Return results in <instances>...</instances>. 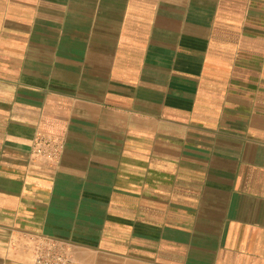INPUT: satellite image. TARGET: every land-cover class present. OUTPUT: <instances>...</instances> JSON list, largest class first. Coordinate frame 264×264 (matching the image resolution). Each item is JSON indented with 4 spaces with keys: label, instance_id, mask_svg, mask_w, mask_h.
<instances>
[{
    "label": "crops",
    "instance_id": "crops-1",
    "mask_svg": "<svg viewBox=\"0 0 264 264\" xmlns=\"http://www.w3.org/2000/svg\"><path fill=\"white\" fill-rule=\"evenodd\" d=\"M50 247L264 264V0H0V264Z\"/></svg>",
    "mask_w": 264,
    "mask_h": 264
},
{
    "label": "built area",
    "instance_id": "built-area-1",
    "mask_svg": "<svg viewBox=\"0 0 264 264\" xmlns=\"http://www.w3.org/2000/svg\"><path fill=\"white\" fill-rule=\"evenodd\" d=\"M62 150L61 139L50 133L37 131L31 144V154L48 164H54L59 159ZM33 264H81L66 252H60L52 247L36 252Z\"/></svg>",
    "mask_w": 264,
    "mask_h": 264
}]
</instances>
